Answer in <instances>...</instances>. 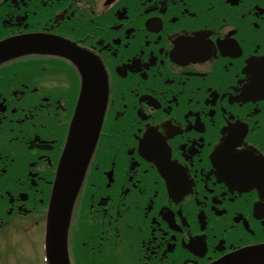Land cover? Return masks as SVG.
I'll use <instances>...</instances> for the list:
<instances>
[{
    "label": "flooded vegetation",
    "instance_id": "1",
    "mask_svg": "<svg viewBox=\"0 0 264 264\" xmlns=\"http://www.w3.org/2000/svg\"><path fill=\"white\" fill-rule=\"evenodd\" d=\"M0 234L44 218L84 80L107 83L75 264H235L264 250V0H0ZM42 41V42H41ZM22 49V50H21ZM264 264V263H260Z\"/></svg>",
    "mask_w": 264,
    "mask_h": 264
},
{
    "label": "water",
    "instance_id": "2",
    "mask_svg": "<svg viewBox=\"0 0 264 264\" xmlns=\"http://www.w3.org/2000/svg\"><path fill=\"white\" fill-rule=\"evenodd\" d=\"M14 51L4 53L5 50L0 48V58ZM67 56L82 67L84 80L78 102L79 112L76 113L71 124L49 203L45 234L48 264H69L66 238L70 212L96 139L106 97V84L101 76L99 64L88 58H85L82 64L78 54L70 53ZM250 261L239 260L235 264H257L264 262V257L253 256Z\"/></svg>",
    "mask_w": 264,
    "mask_h": 264
},
{
    "label": "rangeland",
    "instance_id": "3",
    "mask_svg": "<svg viewBox=\"0 0 264 264\" xmlns=\"http://www.w3.org/2000/svg\"><path fill=\"white\" fill-rule=\"evenodd\" d=\"M0 264H44L42 229L8 242L0 240Z\"/></svg>",
    "mask_w": 264,
    "mask_h": 264
}]
</instances>
